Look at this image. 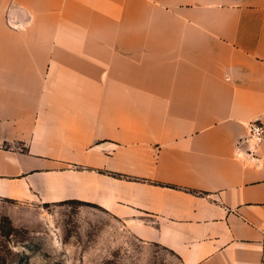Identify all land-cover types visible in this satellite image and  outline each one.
<instances>
[{"label": "crops", "instance_id": "crops-1", "mask_svg": "<svg viewBox=\"0 0 264 264\" xmlns=\"http://www.w3.org/2000/svg\"><path fill=\"white\" fill-rule=\"evenodd\" d=\"M24 16L126 18L131 38L0 43V218L80 201L181 264H259L264 0H0L1 30Z\"/></svg>", "mask_w": 264, "mask_h": 264}, {"label": "rangeland", "instance_id": "rangeland-1", "mask_svg": "<svg viewBox=\"0 0 264 264\" xmlns=\"http://www.w3.org/2000/svg\"><path fill=\"white\" fill-rule=\"evenodd\" d=\"M42 18V17H38ZM44 18V17H43ZM42 18V21H43ZM143 17H137L136 43H159L156 33L144 31ZM31 16L23 17V30L0 29V43H122L131 38L128 22L86 24L56 19L52 26ZM140 21H143L140 22ZM83 23V24H80ZM0 24V28H1ZM148 27V26H147ZM146 27V28H147ZM0 264H181L170 250L143 241L118 219L80 201L48 205L44 217L32 226L16 225L0 218Z\"/></svg>", "mask_w": 264, "mask_h": 264}, {"label": "built area", "instance_id": "built-area-1", "mask_svg": "<svg viewBox=\"0 0 264 264\" xmlns=\"http://www.w3.org/2000/svg\"><path fill=\"white\" fill-rule=\"evenodd\" d=\"M248 129L250 137H252L257 143H260L264 139V123L260 119H253L248 122ZM259 264H264V250L263 257Z\"/></svg>", "mask_w": 264, "mask_h": 264}]
</instances>
